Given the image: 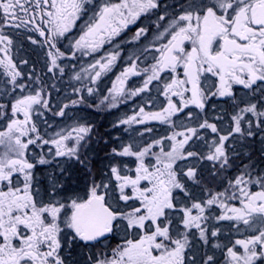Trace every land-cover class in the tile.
Masks as SVG:
<instances>
[{"label":"snow or ice","instance_id":"6c2138e0","mask_svg":"<svg viewBox=\"0 0 264 264\" xmlns=\"http://www.w3.org/2000/svg\"><path fill=\"white\" fill-rule=\"evenodd\" d=\"M142 18L150 23L139 26L131 42L146 41L143 52L154 53L153 63L140 69V57H129L130 65L113 84L110 107L125 94V81L142 74V86L129 94L148 91L156 81L166 103L158 111L141 107L119 123L159 121L175 127L173 118L181 113L191 120L195 108L201 115L194 126L184 125L143 147L112 148L113 157H134L135 169L116 160L97 180L87 153L91 127L78 124L66 134H42L36 117L50 110L44 82L31 73L25 79L5 28L38 33L47 46L48 72L63 74L58 61L66 54L57 45L78 21H83L82 34L70 41L73 57L77 51H98ZM0 54L6 78L0 96L10 97L0 102L5 121L0 128V264H68L66 248L96 247L120 234L123 243L111 255L101 251L90 257L91 264H221L209 249L222 252V264H264V0H176L171 5L163 0L99 5L94 0H0ZM118 55L90 65L91 79L108 71ZM74 78L81 79L79 74ZM238 87L245 90L244 98L237 97ZM218 99L233 107L226 133L208 119ZM67 107L55 115L65 116ZM202 130L216 134L215 139L209 143ZM258 136L259 157L254 151ZM198 141L207 146L206 153L194 150ZM49 157L67 158L85 170L84 195L60 179L68 169L50 174L47 184L42 181L38 170L52 163ZM233 169L238 174L229 177ZM217 182L226 187L213 191L209 184ZM193 186L206 197L195 198ZM214 208L220 209L218 215ZM223 221L238 237L230 246L219 241L217 225ZM200 249L204 253L198 259Z\"/></svg>","mask_w":264,"mask_h":264},{"label":"trees","instance_id":"16d2710c","mask_svg":"<svg viewBox=\"0 0 264 264\" xmlns=\"http://www.w3.org/2000/svg\"><path fill=\"white\" fill-rule=\"evenodd\" d=\"M26 48H28L27 52H19L17 54V57L14 59L17 61V64L22 69V71L25 73V79H27V76L29 73L35 76H39L40 79L44 82L45 89H50L49 93V104H50V110H44V115L41 116V123H38V126L46 128V130H52L56 127L57 124H59L61 121H63V118L66 117L67 112L68 114H71V118L77 121V123H84L86 125L92 126V132L90 134L88 144H87V153L90 157L92 170L97 178L99 180L101 177H106L109 173L110 165L114 163L116 160H122L124 164H126L129 168L133 169L132 166L135 163V160L131 157L123 158V157H113L111 155V149L112 148H118L123 144H126L130 141V138L136 135V133H139L144 129L145 127L142 124H120L119 121L127 119L132 114H134L136 109L140 106L145 108V111H153V107L150 105H147L146 103H140L136 104L135 102H129L127 104L125 103H119L116 104L114 109H108L104 111H97L92 109H85V108H74L71 107L67 109L65 112L66 115L63 117H60L55 115L57 110H53L54 106L58 107L60 103V94H61V88H63L65 85L69 84V80L67 79V72L69 70V65L66 63H59L61 67H64L65 71L64 74H61L58 70L55 71V73H49L48 72V59L45 57L44 50L46 48V45L42 46L43 43L40 41H37V44H31L32 47H29V43H24ZM20 45L17 47V50L20 48ZM29 48L31 51L29 52ZM25 53V54H24ZM22 55H24L22 57ZM27 60L28 63L26 65L21 64V61ZM56 90L60 92V94H55ZM73 90V89H72ZM239 91H242V89L237 88V97L238 98H244V90L242 93H238ZM73 92H76V89L73 90ZM96 95L89 94V97H87V101H91L94 104H97V100L99 98V93L95 92ZM91 95V96H90ZM240 96V97H239ZM219 101H223L221 99H218ZM216 101V100H215ZM214 101V102H215ZM213 102V103H214ZM215 104H218L215 102ZM217 110L223 109L222 107H226L227 105L218 104ZM60 108V107H59ZM197 110V109H196ZM156 111V110H155ZM187 112V109L185 110ZM194 117L190 120L185 117L183 113L180 114L178 118H173L175 120V127H173L171 124H159V121H154L150 123V127H147L150 129L149 132H147L150 136L151 135H157L159 133L163 134H170L173 131H179L182 130V127L184 125L194 126L199 121L195 118V116H200V113H194ZM216 115H221V113H215L213 115L211 121L216 122L218 127L222 129V125L220 124V121H216L213 118ZM202 118V116H201ZM4 121L2 118H0V123ZM41 125V126H40ZM163 131V132H162ZM42 132V130H41ZM202 135L205 136L206 140L208 141L209 138V132L207 130H202ZM91 138V139H90ZM238 140V138H237ZM261 148L260 144V137L258 136L254 142V151L256 152L257 157H259V150ZM194 150L201 151L206 153L208 151L207 146L204 145L202 142H197L194 145ZM49 159L52 160V163L46 166H41L38 170V176L42 179V181L47 184L48 180L47 177L51 175L60 176V169L65 168L68 169V172H66L63 176H60V179L64 180L66 184L79 194H83L86 191V185L88 181V176L85 174V170L81 168L79 165L75 164L73 161L64 158H53L49 157ZM203 166L205 168L210 167V164L207 162H204ZM234 173H236V170H231L228 173V176L231 177ZM114 182V181H113ZM220 183L217 187V189L212 188L213 191H217L220 189ZM192 193L194 196H202L205 195V191H203L199 187H192ZM117 238H122L119 235H116ZM116 237H111L108 241H111L110 244L115 245L117 241ZM130 238V237H129ZM106 241V242H108ZM105 242V243H106ZM108 244V245H110ZM103 246V245H102Z\"/></svg>","mask_w":264,"mask_h":264},{"label":"rangeland","instance_id":"374dc122","mask_svg":"<svg viewBox=\"0 0 264 264\" xmlns=\"http://www.w3.org/2000/svg\"><path fill=\"white\" fill-rule=\"evenodd\" d=\"M91 14V13H90ZM83 24V21H78L77 25L72 29V31L67 34L68 39L66 40V49L68 50V53L65 52V57L61 58L58 63H60V61L62 60L64 63H68V65H71L72 68L69 69L67 72V79L69 80L68 82L70 83L68 86H65V92H68L70 89L75 88L77 93L71 94V96H69V104H72V101L75 100L77 101V103L75 105L72 104V106H81L79 108H85L86 110L88 109H92L97 110V111H104V110H108V109H114L113 107H110V101H111V90L113 88V84L116 83V78L118 75H120V73L130 65L131 60L129 59V57H132V59H135L136 56L140 57V60L137 61L138 67L140 69H143L144 67L149 66L151 63H153L152 60V56L154 55V53H144L143 52V45L146 44V41H141L140 43H136V42H131V37L134 35L135 31H133L135 28V26L138 24H134L133 25H129V29H130V33H126L125 37L121 38V39H117V40H112V42L108 43L106 42L104 44V46L102 48H100L98 51L96 52H90L88 55H83L82 52L77 51L75 54V57H73L71 55V42H74L75 39H78L79 36L82 34L81 31V26ZM127 28V29H128ZM138 28V27H136ZM9 29L11 28H5L6 34H9ZM23 35H25V37L28 39L29 36H31L33 39H36L37 41H40L43 43L42 40L38 39V33L33 32L34 34H32V32H27L26 30H22L21 32ZM36 33V34H35ZM29 43V47H32V43L31 41H27V40H22L19 38H17V40L15 41L14 44V49L15 47L20 45V48L17 50L18 53L20 52H27L28 53V48H26L24 43ZM60 43H58L59 45ZM57 45V46H58ZM60 46V45H59ZM16 47V48H17ZM29 48V52L31 51V49ZM12 53H15L16 51H13ZM46 51H47V47H46ZM118 52L119 55L117 56V60L114 62V64L112 65V67L105 72L101 73V76L99 78H97L95 81H93L91 79V76H93L95 74V72L91 69L90 65L94 64L97 60H100L101 62H106V59L108 57L109 54L111 53H115ZM11 53V55H12ZM16 52V56L18 54ZM25 54V53H24ZM13 56V55H12ZM24 55H22L23 57ZM17 63V62H16ZM116 68H118L117 70H115ZM111 69L115 70L113 71L112 75H109ZM99 70V67L97 66L96 71ZM79 74L81 79L80 80H76L74 77L75 75ZM139 78H142V81H138ZM6 78L2 75V77H0V88L3 87V82ZM143 79L144 76L143 74L140 76H130L126 81H125V85H124V89H125V94L121 97H119L116 101V104H119L121 102H125V104L129 103V102H135L136 104H140V103H146L147 105L152 106L155 110H160L161 107H163L166 103L165 98L163 97V95L158 91V88H162V83L156 82L154 81L152 85L149 86V90L145 91L143 93H140L136 96H131L129 93L138 87H141L143 84ZM132 83V86H127V83ZM94 85L98 86V90L100 92V96L101 99L98 98L97 100V104H90L88 101L86 102L85 100V96L89 97V92H88V88H92L94 90ZM152 87V88H151ZM97 89V88H96ZM49 92L50 89H47ZM62 96L60 95V99H62V97L65 99L66 98V94L61 92ZM49 94V93H48ZM56 95L60 94L59 91L56 90ZM92 95H96V93L92 92ZM48 96V95H47ZM91 96V95H90ZM105 97H108V99L106 100ZM125 98V100H124ZM8 99H10V97H4V96H0V102L2 103H7ZM141 107L139 106L136 111L137 113L139 112V109ZM53 110H57V112L60 110L58 109V107H55ZM232 111L229 113V119L226 120L224 123L229 127L230 125V115H231ZM136 115V114H135ZM41 116L36 117V121H38V123H41ZM60 118V116H59ZM5 124V121H2L0 124V128H2ZM78 124H84V123H76L72 118H71V114H67L65 118H63V121H61L59 124H57V128L54 131L51 132H47L46 128L41 127L42 130V134H45L46 137H53L57 132H61L63 131L65 134L67 133V131H70L73 127L77 126ZM86 125V124H84ZM224 125V131L221 130L222 133H226L228 128L227 126ZM41 126V125H40ZM89 127L92 128L91 125H87ZM147 132H149V128H147L145 126L144 129H142L141 132L136 133V135L134 134V136H132V138H130V141L127 142L126 144L123 145H127V144H131L134 148H138V147H143L147 144L152 143L154 140L157 139H161L164 137H168L169 135L163 134V133H159L157 135H149ZM163 132V131H162ZM215 135L216 134H212L210 135V139H209V143H211V141L213 139H215ZM91 139V138H90ZM89 140V139H88ZM73 143V141H69V144L71 145ZM170 142L165 140V149L167 150V145ZM51 147V146H49ZM45 151H47V148L45 149ZM154 151H159L158 148H155ZM129 158V157H127ZM135 160L134 157H131ZM135 166V163L132 165ZM135 169V167H133ZM236 174H238L237 172L234 173L232 176H235ZM228 175V174H227ZM220 182H217L216 184H209L210 188H215L217 189L216 186L219 185ZM226 183V182H225ZM220 189L221 190H217V191H222L225 186H223V184L220 183ZM218 210V208H216ZM120 237H122V235H119ZM117 238V236H116ZM117 241H119L117 244H122L123 240H121L120 238H117ZM116 245H114L113 247L106 248V247H100L97 246L96 248V252H97V256L99 255V253L101 251L111 255V251L113 248H115ZM106 248V249H104Z\"/></svg>","mask_w":264,"mask_h":264},{"label":"flooded vegetation","instance_id":"af4514ba","mask_svg":"<svg viewBox=\"0 0 264 264\" xmlns=\"http://www.w3.org/2000/svg\"><path fill=\"white\" fill-rule=\"evenodd\" d=\"M103 2H104V0H94V3H96L97 5L102 4ZM113 2H115V0H113ZM163 2H164V4H169V5H171V4L175 3L176 0H163ZM153 19H154V17H153ZM148 23H150L149 20H146V19H143V18H142L141 21H138V24H137L136 26L133 24V26H135V27H134L135 29H134L133 31L137 30L136 27L143 26V24H148ZM22 30H23V29H19V30H18V29H13V28L9 29L8 32H9V34H10V37L13 39L14 44H15V41L17 40V38H19V37H20V39H22V40H23V39H26L27 41H29V39H27V38L25 37V35H23V34L21 33ZM127 32H128V33L131 32L129 28L123 30V31L121 32L120 36L114 38V40L121 39V38L125 37V35H126ZM5 33H6V31H5ZM64 40H65V38L62 37V40H61V41H64ZM13 49H14V45H13L12 50H13ZM11 53H12V52H11ZM2 55H3V54H0V56H2ZM117 69H118V68H116L115 70H117ZM115 70L111 69V71L109 72V73H110L109 75H112V74H113V71H115ZM124 85H125V84H124ZM127 86H130V84L127 83L126 87H127ZM96 88H97V89H96ZM94 90H98V86H97V85H94ZM215 102H216V101H215ZM215 102H214V104H215ZM66 103H67V102H62V104H61L60 106L67 105ZM216 103L220 104L219 102H216ZM218 104H215L216 107L213 108V109H215L214 112L211 113V110H210V108H212L211 106H210L209 109H208V119H209L210 121H211L213 115H215L216 112H217V113H222V112H223L222 110H217V108H218V106H219ZM191 111H192V110H191ZM192 112H193V111H192ZM223 120L226 121V120H228V119L225 117V118H223ZM225 185H226V183L223 184V186H225ZM219 190H221V189H219ZM253 190H258V189H255V188H254ZM205 197H206V196L195 197V198H197V199H204ZM231 203L236 204V206H239V204H238L237 201H232ZM213 212H214L215 215H218V214L220 213V209L218 208V210H217L216 208H214V209H213ZM213 223H215V221H213ZM217 226L220 227L221 230H222V234H221V236H220V238H219V241H220L222 244H229V241L238 238L237 235H236L234 232L230 231V222H228V221L219 222V224H218ZM103 242H104V241H103ZM109 243H110V242H106V243L104 242V243H102V244L100 245V247L106 246V248H107ZM102 245H103V246H102ZM97 246H99V244H97L96 247H92V248H85V247H83V246H80V247H73L71 250H69V249L66 248L64 254H65V257H66V259H67V261H68V264H91L90 257H96V256H97V252H96V251H97V250H96ZM229 246H230V244H229ZM106 248H104V249H106ZM208 252H209V254H213V253H215L217 259H218L219 261H221V264H222V262H223V254H222V252H221L220 250L209 249ZM203 253H204V249H200V250L197 252V258L199 259V257L202 256Z\"/></svg>","mask_w":264,"mask_h":264}]
</instances>
